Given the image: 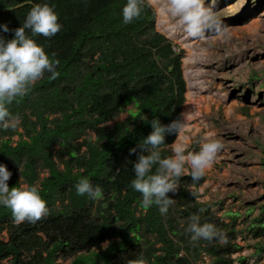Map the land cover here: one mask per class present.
Instances as JSON below:
<instances>
[{"label":"trees","instance_id":"trees-1","mask_svg":"<svg viewBox=\"0 0 264 264\" xmlns=\"http://www.w3.org/2000/svg\"><path fill=\"white\" fill-rule=\"evenodd\" d=\"M36 3L53 5L62 24L51 38L29 33L50 56L55 53L58 75L45 73L8 105L24 133L0 129V139L7 138L0 142V164L12 172L9 187L22 185V168L25 183L38 187L51 211L35 224H17L10 209L0 206V264L68 259L72 264H134L139 257L147 264H195L192 257L203 253L212 264H249L245 257L234 258L242 250L232 229L239 216L229 214L232 224L225 223L190 191L205 177H181L178 190L168 193L174 202L166 215L156 205L143 207L142 194L131 187L133 162L152 131L150 121L183 123L187 93L184 51L157 30V13L148 0L130 24L121 15L127 0H0V24L16 29ZM0 35L11 39L14 31ZM125 113L123 121L109 125ZM88 132L96 135L94 142L82 140ZM178 134H166L163 155H172ZM14 136H19L15 146ZM44 170L48 177L41 180ZM83 177L101 187V199L77 194L75 185ZM193 216L215 224L227 242L193 241L186 231ZM249 231L264 237V207ZM256 250L257 263L264 264V243Z\"/></svg>","mask_w":264,"mask_h":264},{"label":"rangeland","instance_id":"rangeland-1","mask_svg":"<svg viewBox=\"0 0 264 264\" xmlns=\"http://www.w3.org/2000/svg\"><path fill=\"white\" fill-rule=\"evenodd\" d=\"M148 2L157 13V30L184 51L188 88L184 127L174 143L177 144L183 133L190 150L198 151L211 134V139H218L223 145L212 167L206 171L204 183L199 187L191 186L190 191L197 195L198 204L210 205L225 223H231L229 214L239 216L232 229L237 231L235 242L242 250L234 258L245 257L249 264H260L263 260L257 263L260 256L255 253L264 243V237H253L249 227L261 218L264 207V0H204L212 22L199 38L188 36L165 11L170 28L162 27L161 7L156 0ZM190 58L191 69H187ZM189 71L200 75L195 94L191 96ZM127 115L123 114L109 125L123 121ZM16 128L20 134L24 133L20 120ZM4 139L7 140L2 138L0 142ZM82 140L94 142L96 135L88 132ZM18 141L19 136L12 138L14 146ZM173 147L174 144L172 152ZM55 160L59 169L65 170V164L58 158ZM21 173L22 168L18 171L21 184L28 186ZM46 177L48 172L44 170L40 179ZM220 243L225 242L220 240ZM192 260L195 264H212L205 253ZM59 263L72 264V260Z\"/></svg>","mask_w":264,"mask_h":264},{"label":"clouds","instance_id":"clouds-1","mask_svg":"<svg viewBox=\"0 0 264 264\" xmlns=\"http://www.w3.org/2000/svg\"><path fill=\"white\" fill-rule=\"evenodd\" d=\"M142 4L143 0H127L121 9L124 24H130L141 17ZM164 11L190 37H202L211 26L212 16L210 10L205 8L204 0H165ZM61 28L58 13L49 3H36L28 12L23 24L14 30L10 29L7 23L0 24V32L14 31L11 39L0 35V129H15L18 125L19 118L12 115L8 105L23 97L29 86L43 78L45 73L58 75L57 67L60 61L55 53L50 56L44 46L38 44L29 33L51 38ZM150 124L152 131L140 142L141 152L133 162L135 178L131 181V187L142 194L143 207L156 205L159 212L166 215L174 202L168 193L178 190L179 179L184 175H190L194 181L204 177L223 145L218 139H211L209 134L199 150L194 151L190 150L188 138L184 137L185 142L174 143L172 155L165 156L160 148L166 144V134L177 133L184 125L179 120L163 125L158 117L153 118ZM131 151L135 152L136 149ZM11 176L12 172L7 166L0 164V206L10 209L14 222L35 224L48 216L51 210L38 187H9ZM75 188L78 195H86L93 201L103 197L101 187L94 186L88 177L81 178ZM186 231L191 233L193 241H211L219 238L227 242L215 224L201 223L198 216L191 218ZM134 264L147 262L145 258L139 257Z\"/></svg>","mask_w":264,"mask_h":264},{"label":"bare ground","instance_id":"bare-ground-1","mask_svg":"<svg viewBox=\"0 0 264 264\" xmlns=\"http://www.w3.org/2000/svg\"><path fill=\"white\" fill-rule=\"evenodd\" d=\"M157 3H158V6L161 7V14H160V19H161V25L162 27H165L166 29L169 27V24L168 22L165 20V12H164V8H165V0H156ZM164 20V21H163ZM170 28V27H169ZM169 30V29H168ZM190 60L191 58L188 60L189 63L187 62L186 63V66H187V69H191L190 67ZM194 65V64H193ZM200 80V75L198 74H192L190 73L189 71V74H188V81H189V86H190V93H189V96L191 95H194L195 94V90L197 88V85H198V82ZM184 135L183 133H181L178 141H177V144L179 143H182V142H185L184 141ZM188 141V140H187Z\"/></svg>","mask_w":264,"mask_h":264}]
</instances>
